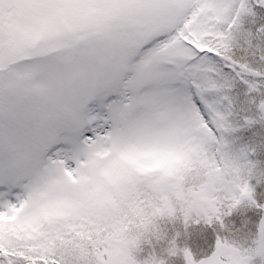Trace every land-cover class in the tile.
<instances>
[{
	"label": "snow or ice",
	"instance_id": "1",
	"mask_svg": "<svg viewBox=\"0 0 264 264\" xmlns=\"http://www.w3.org/2000/svg\"><path fill=\"white\" fill-rule=\"evenodd\" d=\"M120 4L131 65L155 52L179 69L113 86L126 104L105 87L0 107V264H264V0ZM62 137L71 164L48 157ZM123 150L149 167L101 181Z\"/></svg>",
	"mask_w": 264,
	"mask_h": 264
},
{
	"label": "rangeland",
	"instance_id": "2",
	"mask_svg": "<svg viewBox=\"0 0 264 264\" xmlns=\"http://www.w3.org/2000/svg\"><path fill=\"white\" fill-rule=\"evenodd\" d=\"M121 10L120 0H0V27L7 32L9 40L8 60L36 43L60 40L67 47L54 57L44 55L18 63L8 61L5 73L11 79L4 84L5 91L0 92V107L35 102L61 110L105 87L111 88L104 92L105 98L111 95L114 97L111 102L126 104L131 93L117 91L113 86L134 89L149 72L172 75L171 68L178 63L158 68L155 52L149 53L140 64L131 65L128 49L110 26L111 18ZM102 127L103 124H92L82 131V138ZM115 135L118 140L129 143L133 137L130 130H121ZM74 147L62 137L49 146L48 157L67 158L71 164ZM133 157L136 154L128 150L117 153L109 166L99 170L100 180L120 179L122 172L132 167ZM124 162L127 168L123 167ZM54 175L58 177L59 171ZM4 188L0 184V190Z\"/></svg>",
	"mask_w": 264,
	"mask_h": 264
},
{
	"label": "trees",
	"instance_id": "3",
	"mask_svg": "<svg viewBox=\"0 0 264 264\" xmlns=\"http://www.w3.org/2000/svg\"><path fill=\"white\" fill-rule=\"evenodd\" d=\"M97 35L100 36V31H97ZM8 34L0 27V73L3 75V78L0 79V92L5 91V85L6 82L8 83V80L11 79V75H6L5 71H7V62L11 61L13 62H21L25 60H33L37 59V57H43L44 55H51L56 56L57 53L63 52L67 50V47L63 42L59 41H50V42H44V43H36L32 45L30 48H27L25 50H22L21 52L15 53L10 60H8L9 57V48H8ZM179 69V64L175 66L174 68H171L174 72H176ZM10 70V69H9ZM151 159L147 156H142L136 154V157H133L130 161L132 162L131 168H141L146 169L149 167L148 161ZM159 163H164L163 161H160ZM157 164L156 160H152V166H155ZM123 167L127 168L128 166H125V162L123 163Z\"/></svg>",
	"mask_w": 264,
	"mask_h": 264
}]
</instances>
